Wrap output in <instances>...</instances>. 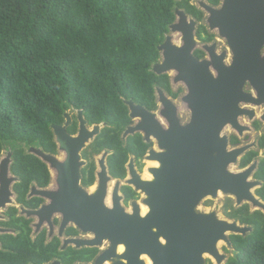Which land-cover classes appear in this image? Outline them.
Wrapping results in <instances>:
<instances>
[{"label": "trees", "instance_id": "16d2710c", "mask_svg": "<svg viewBox=\"0 0 264 264\" xmlns=\"http://www.w3.org/2000/svg\"><path fill=\"white\" fill-rule=\"evenodd\" d=\"M217 5L219 0H208ZM190 0H0V158L10 149V170L20 178L15 190L20 202L31 182L48 184L46 166L26 148L54 154L52 125L61 124L70 108L82 109L89 125H107L93 142L90 154L107 150L110 174L125 177L129 155L141 159L148 146L140 135L123 141L131 124L126 101L155 108L154 86L172 96L166 76L151 70L158 47L175 21V10L201 19ZM240 142L231 138V144ZM264 147V136L259 148ZM257 151L246 153L239 168L249 165ZM254 179L261 182L255 195L264 202V159ZM93 169L84 184L93 183ZM125 202L136 198L123 188ZM226 217L249 226L245 236L230 235L232 256L225 264H264V214L247 204H226ZM3 225L20 230L18 237L0 238V264H43L59 258L62 264L89 263L97 248L58 252V242H31L28 221L14 218ZM71 232V231H70Z\"/></svg>", "mask_w": 264, "mask_h": 264}, {"label": "water", "instance_id": "95a60500", "mask_svg": "<svg viewBox=\"0 0 264 264\" xmlns=\"http://www.w3.org/2000/svg\"><path fill=\"white\" fill-rule=\"evenodd\" d=\"M222 2L219 10L205 6L210 13L211 28L218 29L232 52L229 66L222 64L221 57L220 64L214 67L216 77L210 73L207 61L198 62L190 55L194 47L193 22L184 35V49L172 46L168 37L158 47L164 53L163 64L156 74L173 69L176 60V68L182 73L180 80L186 82L189 90L184 101L190 107V122L182 126L175 111L169 115L162 112L168 123L164 129L151 113L133 102L128 103L131 117L142 120L135 128L129 127L125 135L143 132L146 141L150 136L157 140L160 150L149 154V159L159 164L158 168L149 169L152 181H143L132 165L129 166L133 177L130 184L146 196L144 204L148 213L145 216H141L137 203L132 204L131 213L125 212L120 205L122 198L118 186L113 193L112 208L104 205L108 178L103 163H100L103 174L98 190L89 194L80 188L78 171L82 163L79 162V152L101 128L96 125L88 131L82 112H79L78 136L66 134L65 127H52L59 149L66 154L64 163H57L40 150L35 151L36 157L52 163L51 167L58 170V184L64 196L54 193L43 212L48 217L55 212L61 213L60 233L70 222L80 231L94 236L93 239L66 240L64 244L81 249L98 248L108 242V248L97 256L95 264L114 259L117 260L112 264H145L142 256H146L151 264H204L206 254L221 264L225 257L219 253L218 243L224 241L231 247L228 236H245L251 228L236 221L221 220L213 212L198 213L199 203L207 197L215 198L221 192L234 197L238 206L251 204L255 210L264 213V202L252 193L260 183L249 181L256 165L238 172L229 169L248 148L230 150L228 138L222 135L226 125L238 129V116H253L252 112L239 107L241 102L264 104V0ZM176 17L184 25L185 14L176 11ZM176 27L177 24L170 26L173 31L181 32ZM245 83L253 87L256 98L243 93ZM160 97L168 106L163 94ZM146 121L151 123L150 126ZM9 163L10 157L0 165V179L6 181L4 187L2 182L4 198L0 199V207L9 201L8 187L12 182V179L7 180ZM42 210L33 214L41 216ZM119 246L124 247L121 254L117 253Z\"/></svg>", "mask_w": 264, "mask_h": 264}, {"label": "flooded vegetation", "instance_id": "af4514ba", "mask_svg": "<svg viewBox=\"0 0 264 264\" xmlns=\"http://www.w3.org/2000/svg\"><path fill=\"white\" fill-rule=\"evenodd\" d=\"M222 1L223 0H219V3L217 5H213L208 0H190V2H189L190 5L195 7L196 10L201 13V19H198V18L194 17L193 15L186 13L182 9H176V11H182L185 14V16L187 18L186 22H184V25H183V23L179 20V18L176 17V14H175V21L173 24H177L176 28L181 29L180 30L181 32L173 31L169 27V32L171 31V33H173V34L169 35V36L168 35L165 36V40L167 37L170 38V43L172 46L176 47L177 49H184L186 46L185 41H184V37H185L184 35H185V33H188V30L190 29V26L192 24L191 22H193L194 24L192 26L193 27L192 28L193 29L192 34H193V39H194V47L190 51V55L198 62L207 61L209 63L208 69L214 77H216V70L214 67H216L220 64L221 57L223 58L222 59L223 65L229 66L231 63L228 65L225 64V54L217 52V42H216V35H215L216 33H214V32L216 31L220 37H222V36L219 34L218 29H212L211 28L210 21H209L210 13L208 12V10L206 9L205 6L213 8L215 10H219L223 5ZM174 33H177V35H175L177 38L175 40L176 42H174V40H173V39H175V36L173 37ZM222 38H224V37H222ZM165 40H164V42H165ZM162 53H164V50L162 52H160V58H159L158 62L152 66L151 71L158 77L166 76L168 79V84H169V88H170L171 93L174 95H177V96L174 97L170 93H168L166 90L162 89L160 86L155 85L154 86L155 108L149 109L144 105L136 104L132 100L126 101V105L128 107V103L133 102L135 105L142 107L146 112L151 113L154 116L155 121L161 127H163L164 129H167L168 123L166 121V118H164L162 116V112L165 113V115H169L172 111H175L176 117L179 120L178 109L174 105V103L172 102V99L173 100L177 99L179 97V95L183 92V90L180 88L176 89V91H174L172 89V86H173L172 84L174 83L173 80L175 81V83H182L187 89V92L183 97L184 103H186L184 101V99L188 95L189 90H188V87L186 85V82L183 80H180L182 73L176 68V60L173 62L174 63L172 66L173 69H171L167 72H162V74H159V75L156 74V70H159L160 65L163 64ZM262 54H263V52H262ZM231 62H232V60H231ZM170 71H173L174 73L169 74ZM246 84H248L251 87L253 93L251 91L250 92L244 91V87L246 86ZM243 93L250 95L252 97H255V98L257 95L255 93L253 87L249 83H245V85L243 86ZM160 94H163L164 98L168 101V104H169L168 106L161 102ZM241 103H243V102H241ZM186 104L189 106L188 103H186ZM240 104H239V107H240ZM244 105L245 106L240 107V108L253 113L252 117H249V115H244V116H247L249 119L253 120V118L255 117V112L253 109H248L249 107H251L252 104H248V103L244 102ZM260 105H262V104H260ZM253 106H259V105H253ZM70 109H71V111H69ZM70 109H68L67 111H69L71 115L66 111L63 114L62 123L58 124V125H52V127L53 126L65 127L66 134H68L71 137L78 136V134L80 132L79 112H82V117L86 123V129L88 131H92L93 127L96 125H99L101 127L100 131L96 135H94L92 138H90L88 141L85 142L84 147L79 152V162L82 163L81 166L79 167V171H78L79 177H80V179H79L80 188L84 192L89 193V194H92L98 190V188L100 187V184H101L100 175L103 174L100 163H103L104 166L106 167V177L108 178V180L106 181V184H105L106 194H105V198H104V205L108 208H112L113 193H114L115 188L118 186V194L122 198V200H120V205L122 206V208H124L126 213H131L132 212V204L133 203L138 204V200L140 199V197L144 193L142 191H140L139 189H136L132 184H130V181L133 180V177H132L131 171L129 169V166L132 165V167L134 169L133 171L143 181H152L153 176L149 172V169L150 168H158L159 167L158 162L156 161L155 163H153L147 167L144 166L143 164L145 162V158L150 160L149 154L151 151L160 152L159 148H158L159 151H156L155 146H154L155 143L157 145V140H155L152 136H150L149 141H146L145 135L143 132H135V133L129 134L127 136L125 135V133L129 127L135 128L140 123V121L142 120L141 118H132L131 117L132 112H131L130 108L128 107L129 117L131 119V124L128 125L126 127V129L124 130V132L122 134V139H123V141H126V139L128 137L138 134V135H140L142 142L148 146V149H147L145 155L141 159H138V160L133 155H129L128 161L125 164V170H126L125 177L123 179L114 178L110 174L109 167H108V157L112 154V152L104 150L100 154H96V155L90 154L92 152L91 146H92L93 142L96 140L97 136L101 133V131L105 127H107V125L104 123L89 125L87 123L85 117H84V111L82 109H75V108H70ZM189 110H190V107H189ZM190 114H191V111H190ZM240 116H242V115H240ZM240 116H238V118ZM263 117H264V113L260 117L261 122H264ZM190 118H191V115H190ZM238 118H237L238 129L231 126L232 129L237 133V135L233 134V135L227 137L228 138V148L230 150L237 149V148H243V147L248 148L239 156L238 160L236 161V163H235L237 166L236 172L242 171V170L252 166L253 164L256 165V167H255V169L252 172L250 177H252V181H257L260 183V186L258 188H256V190H257L261 187L262 184L260 181L254 179L253 175L255 174V172L257 170L259 161L264 159V158H259L258 154H257V157H255L252 160V162L244 168H239V163H240V160L242 159V157L246 153H248L250 151H257V153H258L259 150L264 149V147L262 149L259 148L260 139L264 136V133L259 137L258 150H252L250 145L242 146V141H241L240 137L242 136L244 131H247L248 128L240 125V123L238 122ZM146 120L152 121L151 119H148V118H146ZM149 121H146L147 126H150V124H151ZM179 122H180V120H179ZM187 124H185V125H187ZM102 125H104V127H102ZM180 125H182L181 122H180ZM185 125H182V126H185ZM253 126H254V129L256 131H258L260 128L259 121H254ZM52 127H51V130L53 132L54 142L56 144V152L54 154H52V153L44 152L40 148L38 150L44 152L46 155L52 156L57 163H64L66 160V154L59 149V146L57 144L56 137L54 135V131H53ZM239 131H241V133H239ZM232 137H235L240 143L237 145H232L231 144V138ZM153 140L155 141V143ZM89 141H91V143L89 145H87V147H86V144ZM59 154H63L62 159H60L58 157ZM31 155L35 156L34 154H31ZM1 156H2V154H1ZM9 157H10V163H9L7 180L12 179V182L9 184V187H8V192L10 193V195L7 198L9 201L6 202L3 207H0V238L3 236H11L13 238L19 236L20 230H17L15 228H9V227H6L3 225L4 223H8L11 219L10 216L8 215L10 209H15V214H14L15 217L14 218L21 219L22 221H25V222L28 221V223H29L28 227L30 229V233L28 235V238L31 240V242L35 243L36 241H39L41 239V237L43 238V245L44 246L57 241L58 242L57 251L61 253V252L68 251V249L80 250L78 248H75L73 245H70V244L65 245L64 243L66 240H70V239H93L94 236L92 233H84V232L80 231L78 228H75L73 226V224L70 222L66 224L65 228L63 229V232L60 233V228H61V225L63 222V216L61 215V213L55 212L51 215V217H48L47 214L45 212H43V210H42L43 207H46L51 203L50 197L54 193H57V195H61L60 197H64V196H62L63 191L58 184L59 172L57 169H54L51 167L52 163H49V162L42 160V159L35 156L46 166L47 171H48L49 181H48V184L44 187L38 186L36 184V182H31L27 187V192L22 197L23 202H20L19 201L20 194L15 190V186L17 184H19L21 181L17 175H15L11 172V170H10V167L12 164L11 153H10ZM9 157H7V158H9ZM5 159L0 158V165H1L2 161ZM256 161H257V163H256ZM91 169H93L94 180H93V183L91 185L86 186L84 184V181L88 179ZM2 182H3V187H4L6 181L0 179V199L4 198V193L1 191ZM110 185H111V188L109 189ZM112 186H113V188H112ZM124 187L130 188L136 194V198L133 200H129V201L125 202V196H124V193L122 191ZM257 198L260 199L259 197H257ZM145 199H146V196L144 195V198H142V204H138V206L140 207L141 216H145L148 213V208L144 204ZM129 206L131 207V212H128V210H127ZM238 207H240V206H238ZM238 207H236V208H238ZM3 209H4V211H3ZM41 210H42L41 216H37V215L33 214V213L41 211ZM255 211H257V210H255ZM258 211H260V210H258ZM33 218H35V219H33ZM48 221H50V223ZM231 221H233V220H231ZM50 225L52 226V229L50 228ZM33 234H35V235H33ZM84 236H87V237L81 238ZM88 236H92V238L91 237L88 238ZM228 238H229V236H228ZM107 248H108V245L105 249L100 250V246H99L97 248L99 250L98 255H100ZM231 248H232V246H231ZM1 251L3 252V251H7V250L5 248H3L2 242L0 240V252ZM123 252H124V247L119 246L117 248V253L121 254ZM97 256L93 259V261H92L93 264H95ZM144 257H146V256H142V258H144ZM116 260L117 259H114V261H116ZM114 261H109L107 263L111 264ZM56 262H59L60 264H62V261L59 258H54V259L50 260L49 262H46L43 264H55ZM92 262L75 263V264H90Z\"/></svg>", "mask_w": 264, "mask_h": 264}, {"label": "rangeland", "instance_id": "374dc122", "mask_svg": "<svg viewBox=\"0 0 264 264\" xmlns=\"http://www.w3.org/2000/svg\"><path fill=\"white\" fill-rule=\"evenodd\" d=\"M175 14H176V10H175ZM214 33H216L215 35H216V42H217V52L225 54V64L228 65V64L231 63V60H232V52H231V50H230V48H229V46L227 44L226 39L220 37L216 31ZM172 34L173 33H171V31H170V32H168L167 35L169 36V35H172ZM175 35H177V33H174L173 37ZM176 39L177 38L175 36V39H173L174 42H176L175 41ZM262 52L264 54V49H263ZM171 73L173 74L174 72L170 71L169 74H171ZM173 82L174 83L172 84L173 85L172 89L174 91H176V89H178V88L183 90V92L179 95V97L177 99H175V100L172 99V102L174 103V105L178 109V118H179L181 124L185 125V124H187L190 121V115H191L190 114V110H189V106L186 103L183 102V97L186 94L187 89L182 83H175L174 80H173ZM244 91L245 92H250L251 91L253 93L251 87L248 84H246V86L244 87ZM243 106H245L244 103H241L240 107H243ZM248 109H253L254 110L255 117L253 118V120L249 119L247 116H244V115H242V116H240L238 118V122L240 123V125L245 126V127L248 128L247 131L243 132V134L240 137V139L242 141V146L250 145L252 150H258L259 137L264 133V122L260 121V117L264 113V104L259 105V106L251 105V107H249ZM69 111H71V109ZM69 111H67V112L70 114ZM254 121H259V123H260V128H259L258 131H256L254 129V126H253V122ZM102 127H104V125H102ZM233 134L237 135V133L232 129V127L230 125H227L222 130V135L223 136L229 137V136H231ZM91 141H89L86 144V147H87V145H89L91 143ZM154 143H155V141H154ZM154 146H155L156 151H159L156 143L154 144ZM38 149H39L38 147L26 148V152H28L29 154H35V151H37ZM10 153H11L10 149L3 150L1 158L5 159V158L9 157ZM62 156H63V154H59L58 157L60 159H62ZM258 157L259 158H264V149L263 150H259ZM155 162L156 161L148 160L147 158H145V162H144L143 165L147 167V166H150L151 164H153ZM256 163H257V161H256ZM229 169L231 171H233V172H236L237 171L236 164L230 166ZM249 180L252 181V177H250ZM110 188H111V185H110L109 189ZM112 188H113V186H112ZM255 191H256V188L252 189V193L253 194H255ZM142 198H144V194L138 200V204H142ZM228 201L230 203H232L233 207H235V208L238 207L234 197H231L229 195H225V194L219 192L218 196L215 197V198L207 197L206 199H203L199 203L198 207L196 208V211L198 213H205V214L213 212V213L216 214L217 218H219L221 220L231 221L225 215V212H227L226 204H227ZM242 205H245V203H242ZM247 205L249 206V209H250L251 212L255 211V208L253 207V205H251V204H247ZM127 210H128V212H131V207L129 206ZM3 211H4V209H3ZM33 219H35V218H33ZM33 235H35V234H33ZM85 237H87V236H84V237H81V238H85ZM90 237L92 238V236H88V238H90ZM218 244H220L218 246L219 253L221 255H224V257H225L224 261L221 264H225L227 259L232 256L233 249L230 246L226 245V243L224 241H220ZM107 245H108V242H106V241L103 242L102 245L100 246V250L105 249L107 247ZM204 258H205L204 264H217L215 259H213L211 256H209L207 254L204 255ZM107 262H109V261H107ZM107 262H106V264H107ZM90 264H93V262L90 263Z\"/></svg>", "mask_w": 264, "mask_h": 264}, {"label": "bare ground", "instance_id": "6f19581e", "mask_svg": "<svg viewBox=\"0 0 264 264\" xmlns=\"http://www.w3.org/2000/svg\"><path fill=\"white\" fill-rule=\"evenodd\" d=\"M163 59V58H162ZM172 74V73H171ZM170 76V75H169ZM158 94V93H157ZM220 244H218V246H219ZM143 259V261L145 262V264H151V262H150V260L147 258V257H144V258H142ZM106 264V263H105ZM107 264H109V263H107Z\"/></svg>", "mask_w": 264, "mask_h": 264}]
</instances>
